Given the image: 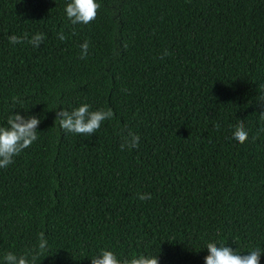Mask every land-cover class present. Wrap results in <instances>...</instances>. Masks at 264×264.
<instances>
[{
    "label": "trees",
    "instance_id": "16d2710c",
    "mask_svg": "<svg viewBox=\"0 0 264 264\" xmlns=\"http://www.w3.org/2000/svg\"><path fill=\"white\" fill-rule=\"evenodd\" d=\"M70 2L0 0V127L15 112L41 121L0 168V264L264 252V0H97L75 25ZM25 33L45 34L39 49L9 42ZM85 103L114 116L91 136L55 124ZM129 132L139 146L121 150Z\"/></svg>",
    "mask_w": 264,
    "mask_h": 264
},
{
    "label": "clouds",
    "instance_id": "9594fccd",
    "mask_svg": "<svg viewBox=\"0 0 264 264\" xmlns=\"http://www.w3.org/2000/svg\"><path fill=\"white\" fill-rule=\"evenodd\" d=\"M99 7L97 0H71L66 6V15L73 25L77 23L89 24L96 19ZM58 38L60 40L66 39L63 32L58 33ZM8 39L11 44H23L27 40L34 49H39L45 39V34L37 33L28 39V35L25 33L23 37L11 35ZM80 47V58L86 59L89 48L88 41H85ZM167 54L166 52L165 55ZM17 101L18 98L13 97V102L16 103ZM90 107L89 104L85 103L71 111L64 108L60 109L56 113L55 124L58 123L60 128L66 133L91 136L100 129L103 121L114 116V112L111 108L107 111H91ZM261 119L264 120V112H261ZM40 122V118L35 115L25 117L15 112L9 116L7 126L0 127V168H7L13 163L15 156L30 147L38 139L37 128ZM233 137L241 144L247 141L248 132L242 120L237 124ZM255 138L253 137V139ZM139 143L140 137L135 133L129 132L128 137L124 143H121L120 148L121 150H124L125 147L137 148ZM150 198V193L139 194L140 200H148ZM46 246L47 242L43 239L42 233L39 247L43 250ZM206 247L209 254L205 257V264H260V256L264 253L260 249H255L248 252L247 255H243L229 246L218 247L215 243H208ZM4 259L5 264H30L25 256L17 257L11 252ZM91 264H160V262L158 257L145 256L122 262L114 252L102 250L100 254L91 257Z\"/></svg>",
    "mask_w": 264,
    "mask_h": 264
}]
</instances>
